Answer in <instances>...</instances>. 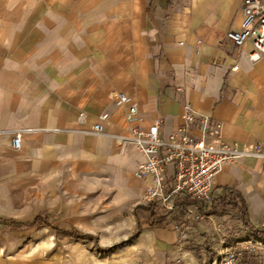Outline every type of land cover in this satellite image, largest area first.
Returning a JSON list of instances; mask_svg holds the SVG:
<instances>
[{"label":"crops","instance_id":"0c3cea01","mask_svg":"<svg viewBox=\"0 0 264 264\" xmlns=\"http://www.w3.org/2000/svg\"><path fill=\"white\" fill-rule=\"evenodd\" d=\"M242 2L0 0V221L47 214L51 225L96 237L133 232L137 222L150 228L141 202L150 182L136 178L144 156L124 141L155 119L170 136L186 107L219 123L227 145L249 140L263 157L264 61L251 64V44L236 48L225 38L240 28ZM119 94L136 105L130 122L115 104ZM95 123L103 135L90 133ZM215 177V196L238 191L251 224L262 226L264 160L239 159ZM14 232L0 225V241ZM155 237L163 246L175 241L170 227ZM241 240L264 245L244 229Z\"/></svg>","mask_w":264,"mask_h":264},{"label":"built area","instance_id":"2783aa9c","mask_svg":"<svg viewBox=\"0 0 264 264\" xmlns=\"http://www.w3.org/2000/svg\"><path fill=\"white\" fill-rule=\"evenodd\" d=\"M242 20L238 31L230 30L225 38L236 48L251 44L248 60L251 64L264 61V0H243ZM195 56H199V48ZM234 73L238 67L231 69ZM181 92V89H177ZM118 108L126 109L125 118L130 122L135 119L137 109L132 99L119 94L115 98ZM164 122L155 119L147 129H131V135L124 142L135 145L144 162L139 167L136 178L149 179V185L144 189L141 202L149 205L156 204L169 221L177 219L178 229L185 232L195 224L204 221L214 225L212 217L207 214L215 197V176L225 166L237 163V160L260 158L254 145L247 140L242 144L229 146L221 136L219 123L212 124L209 118L195 117L190 108L186 107L183 124L171 132L168 137L163 136ZM22 131L13 132L12 148L19 151ZM90 133L103 135L101 123H95ZM187 205L181 203L188 202ZM186 241V237L183 240ZM217 252V256L205 257L200 264H240L238 252L224 247ZM249 247L243 243L240 251ZM180 251V249H179ZM182 261L178 258L174 263ZM184 262V261H182Z\"/></svg>","mask_w":264,"mask_h":264},{"label":"rangeland","instance_id":"374dc122","mask_svg":"<svg viewBox=\"0 0 264 264\" xmlns=\"http://www.w3.org/2000/svg\"><path fill=\"white\" fill-rule=\"evenodd\" d=\"M228 211L226 218L214 220V225L209 228L202 229L195 224L185 236L178 229L180 222L175 218L143 230L137 222L133 232L126 229L113 236H91L72 227L94 240L65 237L46 227H41L46 228L44 231L37 227L22 233L5 228L15 232L0 241V264H172L178 258L184 262L175 264H200L205 257L217 256L216 252L223 247L221 240H224L225 248L238 252L240 264L253 257L257 259L253 264H264V245L249 246L251 254L240 251V246L248 242L241 240L243 228L238 216L231 210L225 212ZM120 225L122 230L124 225ZM51 227L63 230L68 226L52 224ZM168 227L175 234V241L163 246L156 239L155 231ZM183 237L186 241H181Z\"/></svg>","mask_w":264,"mask_h":264},{"label":"trees","instance_id":"16d2710c","mask_svg":"<svg viewBox=\"0 0 264 264\" xmlns=\"http://www.w3.org/2000/svg\"><path fill=\"white\" fill-rule=\"evenodd\" d=\"M216 196L214 197L211 208L208 210L207 214L209 216H219L226 210L235 211L239 215V220L242 224L243 229L252 236L256 237L257 239L264 241V223L262 226L255 228L251 221H249L248 216V206H246L245 200L243 199L242 195L233 189L230 188H219L216 190ZM189 203H181V205H187ZM147 212L150 215L149 225L152 227H157L165 222L167 214H164L156 204H149L145 207ZM50 218L47 214L38 215L35 219L28 223L22 224H13V223H4L0 221V225H3L7 229H13L16 232H24L29 230L37 229V227H46L54 229L57 233L62 234L65 237H74L78 239H90L94 240L91 236L86 234L79 233L76 229L67 227L63 230L59 228H53L50 224ZM245 264H253L256 262L257 259L254 257L249 259H245Z\"/></svg>","mask_w":264,"mask_h":264}]
</instances>
